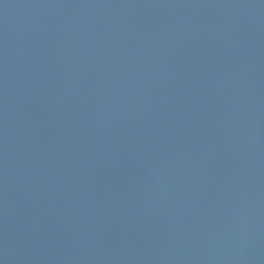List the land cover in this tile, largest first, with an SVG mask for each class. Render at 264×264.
Wrapping results in <instances>:
<instances>
[{
  "label": "water",
  "instance_id": "obj_1",
  "mask_svg": "<svg viewBox=\"0 0 264 264\" xmlns=\"http://www.w3.org/2000/svg\"><path fill=\"white\" fill-rule=\"evenodd\" d=\"M0 264H264V0H0Z\"/></svg>",
  "mask_w": 264,
  "mask_h": 264
}]
</instances>
